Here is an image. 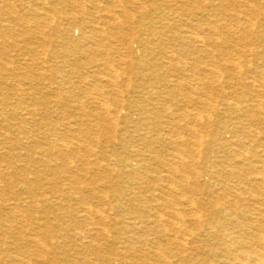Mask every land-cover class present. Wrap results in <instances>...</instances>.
<instances>
[{
	"label": "bare ground",
	"instance_id": "obj_1",
	"mask_svg": "<svg viewBox=\"0 0 264 264\" xmlns=\"http://www.w3.org/2000/svg\"><path fill=\"white\" fill-rule=\"evenodd\" d=\"M62 1L64 2V0ZM9 3H11L10 0H0V53L4 51L7 53L5 48L7 46H18L15 42L9 41L8 38L9 34L11 35V33L16 32L20 28L17 23L18 19L16 18V12L9 7ZM120 3L121 0H91L90 6L88 5V7L91 9L94 8V10L100 14H107L110 20H116L119 18V15L114 8ZM67 4L71 10L88 9H86L82 3H76L74 0L67 2ZM4 8H8L10 11H8V15H11V17L8 19L5 17L7 16V12H4ZM257 11H260V9L258 10L257 8L256 12ZM57 12L58 10L56 8L53 9V6L50 9H44L42 13L36 14L35 21L39 23V20H43L44 24L45 20V22L47 21L49 24H53V26L56 27V31L61 33L62 29H60L59 23L57 22ZM75 12L76 11H73V13ZM121 13L125 14L127 12L122 11ZM12 17L14 19H12ZM239 17L240 16L237 15V18ZM110 20L89 22L86 23L85 26L83 25V19L79 18L78 14H73L70 18L64 19V21H67L66 23L72 25H83V32L86 33L89 31V36H83V38L87 39L89 42L96 40V38L107 41L102 50L106 55H112L117 51V48L115 49L112 47L114 39L106 35V31L108 27H110ZM194 22H196V20ZM252 23V17L251 21L249 19L246 23H240V21H238V25L243 27L242 29L245 30V34L247 35H252ZM113 27V29L111 28L112 30L115 29V26ZM37 29H39V26H37ZM85 29H87L86 32ZM211 29L216 30L214 26L211 27ZM139 32L140 31H138V33ZM42 34L44 35V32ZM45 36L46 35L40 40H46L47 37ZM253 36L255 37V35ZM250 38L251 37L247 38V40ZM187 39L194 42L196 38L188 37ZM26 43L29 45V42ZM213 43L214 42H212V44ZM41 46L43 47V43ZM246 52L250 53L251 56H255V59L264 62V47L239 48L233 50L231 54L237 58L234 57L236 62L233 63L234 69L232 71H227V65H224L225 67H221V65L217 66L214 63L210 65L209 73L206 77V79L209 77L207 80H209L211 84V90L208 96L204 93L203 95L197 93L199 88H202L206 81V79L201 77L198 69L196 73L191 75V78H188L189 80L174 78L175 80H172L171 84L169 82V84L163 85V89L160 91L157 86L148 83L137 85L132 89L134 91L131 95H135L134 98H143L144 102L148 99L147 103L149 104L155 102L151 97L154 94H150V92L153 91L156 92V95L160 94L161 96L164 94V96L174 97L175 95L172 96V94L184 92H186L187 95L193 92L196 96L192 98L190 102V104L193 103V109L190 107V110L186 109V113L181 114L172 112L169 120L170 123H168L172 131L161 135V137L158 134L157 136L149 137L144 128L139 129L135 126V130L131 133L132 137L136 139L135 143H137V145L133 146L132 151L131 149L129 150L130 156H127L128 158H125V160L115 152L117 148L114 150V148H108L110 146H102V144L105 143L100 142L101 136H99V132L93 131V129L95 130V128L102 125L103 127L110 126L111 131H113L115 135L116 133H126L123 126L128 122L131 123L133 115L131 110L135 107V104L134 102L126 104L123 101L111 102L112 92L110 91L108 93L104 88L98 87V85H91L90 87L92 88V93L94 92L95 95L94 100H97L95 104L103 108V115H101V113L95 115L88 112V120L86 119V122L93 123V125H90V129L87 124L83 125L84 128L79 124H68V136L56 130H53L54 132L44 133V142L46 143H44V147L38 138L28 135L31 129L27 130V126L30 122L36 121L37 119L35 120V118L43 114L45 115L46 113L40 112L36 107H31L34 105H28L18 110L14 109L10 114L6 113V120L10 119L8 118L10 116H17L20 118H17L14 124L8 126L10 129H4L2 132L0 145H5V147H3L5 155L8 153L9 147H19V150L23 147L28 154H33L34 150L31 149V145L34 144L36 148H38V151L34 152L38 157L37 160L39 161L40 167L52 176H58L57 171H61L68 173L69 177L62 178L64 181L62 187L57 186L54 188L51 184V180L50 184H46V182L43 183L45 179L37 173V175L34 176L33 183L35 189L40 188L39 191L42 190L39 194L36 192L33 193L31 187L24 186L22 189L27 193L16 194L12 192L13 198H7V200L0 199V204L8 211L6 215H1L0 213V220L10 224V226L5 228H3V226L0 228V232L10 235L11 239L15 238V240L11 242L6 240L0 242V245L5 248L1 251L5 254L0 259L10 264H52L51 261H48V258H50L49 255L55 253L53 252V250L55 251V248H53L54 245L57 249L63 250V252L67 254L69 250L66 249V242L54 244L51 242V232L49 230H40L39 227L42 224L40 219L37 218L36 220V224L38 225L36 228L38 229L30 230L26 233L18 226L19 218L25 214L26 210L30 211L34 204L42 205L44 202L50 201L55 206H59L61 201L65 198L75 199V194H81L82 197L86 195L84 193L86 188L80 187L82 183H78L73 175L75 174L77 176L79 173L78 171H82L74 161V158L79 159V157H84L86 154L97 155L99 153L103 154L104 166L101 165L95 169L94 167L88 168V171H90L89 175L92 174V176H94V173L98 171H100V173L113 171L116 169L117 165L119 166L121 164L123 169L119 170L117 174H122L129 179L127 183L128 190L126 189L127 191L125 192L118 186L113 196L104 195L101 197L102 199L99 198L100 202L108 200L112 203L110 213L108 210L99 211L90 206H86L79 211L78 214L83 220H96L99 222V227L89 228L88 231H82L78 227L76 229H61L63 233L59 239H73V242L76 243L75 246H73L75 252L92 253L96 256V262H91L86 259L84 264H264V72H252L250 76L243 72L242 64L240 65L242 59L245 58L244 64L247 65L253 64L254 62V59H251L250 55L249 57L245 56ZM0 57L2 58L1 55ZM166 60L164 65H171L175 62L176 58L174 55H171L168 56ZM130 61H128V65ZM15 63L16 61H11L9 65H7V63V66H3L5 69L4 74L0 76L3 81H6V84L9 78L18 77L17 75L15 76V72L19 70ZM25 63L24 65L28 66L35 65L36 63L38 65L40 64L37 60L31 59H28ZM41 63H44V61ZM112 63L113 62L110 60L105 61L104 68L106 72L104 75L110 79L109 83L111 85L118 87L119 85H117L116 82L121 79V76L117 71H112ZM174 65L175 63L173 66ZM249 66L251 65H248V67ZM93 73L92 77L94 81H96V77L98 76L97 72L95 71ZM225 74H228V77H226ZM122 77H124V75H122ZM85 80L83 81L86 82ZM232 81L233 83H231ZM20 84L21 83H17V85L15 84L13 87H16L17 90L21 89L24 91L25 89L20 88L22 87ZM159 85L161 86L162 84ZM215 86L223 91L225 89H232L234 91L237 88L243 87V89L248 91V95H244L243 97H238L236 95L233 97L221 96L219 98L218 90ZM38 88H34V92L35 89ZM42 88L45 87H41V90ZM80 89H82L81 85ZM202 89L206 88L204 87ZM28 90L24 92H26V95L31 99L33 95L31 92L33 90ZM117 91L121 93L120 89ZM198 94L199 96L197 97ZM1 99H3V97H1ZM77 110L85 113V108L83 106H77ZM150 110L151 109L138 110L139 113L141 111V113L138 114L140 117L138 120L142 123L141 127H146V125H148L145 122H148L149 118L147 114ZM253 116L258 117L257 120H255ZM242 118H245V122L241 123ZM229 126L231 127V131ZM13 131L19 132L22 138H14L11 133ZM227 134L231 136L228 138ZM113 138L114 137H109L110 140ZM27 142L28 144H24ZM93 142H97V145H93ZM7 143L9 147L6 146ZM153 145L162 146L163 149L157 151L155 150L156 148H152ZM108 149L111 151H107ZM161 152L165 154L164 157ZM202 152L207 154L206 164L204 167L198 168V161L199 159L201 160V155H203ZM143 153L148 154L149 158H140ZM15 154L16 152L14 155ZM58 160H62L60 167L58 166ZM152 160H156V162L160 164L159 166L163 168V172L166 174L164 177H159V179L146 177V171H148L147 165ZM98 164L99 163H96L94 166H98ZM23 166H25V164ZM2 176V171H0V178H2ZM138 180H143L142 182L147 181V184H152L157 180H165V185L162 184V186H158L157 188H154L152 185L153 189L146 187H139L138 189L137 185L139 184L135 183ZM0 184H3L2 180H0ZM105 188L107 187L105 186ZM10 192L11 191H9V193ZM53 192H56V196L52 197L51 194ZM24 194L27 195V197H23ZM37 197H41L43 200ZM124 212L128 214L125 216L119 214ZM14 222L17 223V226L11 225V223ZM19 231H21V233ZM101 240H104V243H101ZM79 259L80 258H75L74 261L77 263Z\"/></svg>",
	"mask_w": 264,
	"mask_h": 264
},
{
	"label": "rangeland",
	"instance_id": "obj_2",
	"mask_svg": "<svg viewBox=\"0 0 264 264\" xmlns=\"http://www.w3.org/2000/svg\"><path fill=\"white\" fill-rule=\"evenodd\" d=\"M10 1L11 3H9V7L14 9V11L16 12L17 15L16 18L18 19L17 23L19 24L20 28L16 32L11 33V35L9 34L8 38L9 41L15 42L18 46H11V45L7 46L5 47L7 53H5V51L0 53V55L2 56V58L0 57V62H1L0 75L4 74L5 69L3 66L9 65L11 61L14 62L16 61L15 65L18 66L17 68L19 70L15 72L16 73L15 76L17 75L18 77L9 78L7 84L5 83L6 81H3L0 76V80H1L0 140L2 139L1 135L3 130L7 128L10 129L8 126L14 124L16 119L20 118L17 116H13V117L10 116L8 118L13 120L10 119L6 120L7 119L6 113L10 114L13 112L14 109L18 110L28 105H34L31 107H36L40 112L46 113L45 115L43 114L38 116L39 118L38 117L35 118V120L36 119L37 120L34 122H30L28 125L29 127L27 126V130L31 129L28 135L38 138L43 147L45 143L44 133L54 132L56 130L68 136L69 135L68 133L69 129H67L69 128L68 124L71 125L79 124L80 126L87 124L89 125L88 128L90 129L91 127L90 125H93V123L86 122V119L88 120L87 113L91 112L92 114L95 115L101 113V115H103L102 114L103 108L95 104L97 100H94L95 95L94 92L92 93L91 91L92 88L90 87L91 85L92 86L98 85V87L104 88L106 92L108 93L110 91L112 92L111 94L112 96L110 99L111 102L123 101L126 104L130 102L132 103L134 102L135 104V107H133L131 110L133 114L131 123L128 122L125 126H123L126 133H116L115 135V133L111 131L110 126L103 127L102 125L99 126L98 128H95V130L93 129V131L99 132V136H101L100 142L105 143V144L101 143L102 146L104 147L110 146L108 148H112V149L114 148V150L117 148L115 152L119 154V156L123 160H125V158H128L130 156L129 150L131 149L132 151L133 146L137 145V143H135L136 139L132 137V133H131L132 131L135 130L134 129L135 126L138 127L139 129L144 128L148 133L149 137L157 136V134L161 137V135L167 134L169 131L170 132L172 131L171 127H169L170 125L168 124L170 123L169 120L172 112L175 114L186 113L187 110H190V107L192 108L193 103L190 104V102L192 98L196 96V94H194L193 92H191L188 95L186 92H184L185 94L175 93L172 94V96L175 95L174 97L167 95L164 96V94L161 96L160 94L156 95L155 94L156 92L153 91L150 92V94L151 95L154 94V95L153 96L150 95V96L153 98L152 100H154L155 102L149 104L147 103L148 99L145 100L144 102L143 98H137V97L134 98L135 95L134 96L131 95V93L134 91L132 89H134L137 85L148 83L157 86L160 91L163 89V85L167 83L169 84V82L171 84L172 80H175L176 78L189 80L188 78L189 77L191 78V75L196 73L197 69L200 71L201 77L203 79H206L207 74L209 73L210 65H212L213 63L216 64L217 66L221 65V67L227 65L226 66L227 71L229 70L232 71L234 69L233 63L236 62L235 58H237L236 56H233L231 54L233 50L239 48L244 49L250 47L252 48L264 47V0H139V1L121 0V3L117 4L118 6L114 8V10L117 11L119 15V18L116 20H110L107 14H100L96 10H94V8L91 9L90 7H88L91 0H74L76 3H82L86 9L88 8L87 10L80 9L81 11L71 10L67 2L73 0H64V2L62 0H10ZM52 6L53 9L56 8L58 10L57 22L59 23L60 29H62L61 33L56 31V27L53 26V24H49V22L47 21L45 22V20H44V24H43V20L42 21L39 20L40 24L35 21L36 14L42 13L44 9L45 10L47 8L50 9L52 8ZM257 8L258 10L260 9V11L256 12ZM8 11H9L8 8H4V12H7L6 13L7 16H5L7 19L11 17V15H8V13L10 12ZM73 11L76 12L73 13ZM122 11H126L127 13L122 14L121 13ZM73 14H78L79 18L83 19V25L85 26L86 23L89 22H97V21L100 22L101 20L103 21L110 20L111 21L109 25L110 27H108L106 31V35L107 37H111L114 39V43L112 42L113 44L112 47H114L115 49L117 48V51L112 55H106L102 52V50H103V46L106 45L107 41L105 40L103 41L100 38H96V40H92L91 42H89L87 39H84L83 36H89L88 33L89 31L85 29V32L86 31L87 32L84 33L82 28L83 25L81 26L75 24L72 25L70 23H66L67 21H64L65 18H70L71 16H73ZM237 15L240 17L237 18ZM251 17L253 22L252 23L253 26L251 29L252 35H247L245 34V30L242 29L243 27L238 25V21H240V23H246V21L249 19L251 21ZM12 19L14 18L12 17ZM195 20L196 22H194ZM37 26H39V29H37ZM113 26H115L114 30H112L114 28ZM213 26L216 28V30L211 29V27ZM42 31L44 32V35H46L45 37H47L46 40H40L42 39V37H44ZM138 31L140 32L138 33ZM253 35H255V37ZM187 36L196 39L194 42H192V40L187 39L188 38ZM249 37L251 38L247 40V38ZM25 40H29V41H25ZM26 42H29V45ZM212 42L214 43L212 44ZM42 43H43V47L41 46ZM170 53L171 55H174L176 58L175 62H173V64L175 63L176 66L175 65L173 66V64L164 65L165 64L164 62L167 61L166 58L168 56H171ZM40 55H42L43 57ZM249 55L250 53L248 52L245 53V56L249 57ZM252 58L254 59L253 60L254 62L253 64L252 63L248 64L251 65L249 67L247 64H244L245 58L242 59L240 62V65L242 64L241 66L243 72L248 76H250L252 72L255 73L259 71L264 72V62L255 59L256 58L255 56H251V59ZM28 59L37 60V62H40V64L38 65L36 63L35 65H30V66L24 65V63L27 62ZM107 60L113 62L111 68L112 71H117L121 76V79L116 82V84L119 85L118 87L111 85L109 83L110 79L106 77V75H104L106 72L104 68L105 61ZM127 60L128 61L131 60L129 62V65ZM42 61H44V63H41ZM230 66H232L233 68ZM95 71L97 72L98 75L96 77L97 82L94 81L92 77L94 74L93 72ZM122 75H124V77H122ZM225 76L228 77V74H225ZM83 78H85L86 80ZM207 79L205 81L204 86L202 87V88L205 87L206 89H202L200 87L201 89L199 88V91L197 92L200 95H203V93L206 94L207 96L209 95V92L211 90L210 87L211 84ZM83 80L88 82L86 83ZM17 83H21L20 85L22 87L20 88H23L25 90L29 89L30 91L33 90L31 92L33 93L31 99L30 97H28V95H26V92H24L25 90L24 91H22L21 89L17 90L16 87H13L15 84L17 85ZM231 83H233V81ZM159 84L162 85L160 86ZM80 85L82 86L83 90L80 89ZM32 86L34 88H38V87L39 88L35 89L34 92V88ZM217 86L215 87L218 90L219 98L221 96L233 97L236 95L238 97H243L244 95L245 96L248 95V91L243 89V87L237 88L234 91L232 89H225L223 91L222 89H219ZM41 87H45V88H42L41 90ZM118 89H120L122 94L117 91ZM49 90H51L52 92ZM16 91L17 93L19 92L21 94L19 93L17 94ZM199 94L197 95V97L199 96ZM1 97H3V99H1ZM77 106H83L85 108V113L78 111ZM140 109H147V110L151 109L147 114L149 119L148 122L147 121L145 122L146 124H148L146 125V127H141L142 123L138 120L140 118L138 114L141 113V111L139 113L138 110ZM253 117L255 120H257L258 118L256 116ZM241 120H242L241 123L245 122V118H242ZM82 128H84V126ZM229 129L231 131L230 126ZM11 133L13 134L14 138H22V135L17 131H13ZM227 136L229 138L231 135L227 134ZM109 137H114V138L110 140ZM24 144H28V142ZM94 144L96 146L97 142H93V145ZM6 146H8V143L6 144ZM3 147H5V145L4 146L0 145V171H2L3 174L2 178H0V180L3 181V184H0V195H1L0 199L2 198V200H7V198L8 199L13 198L12 192H15L16 194L25 193L26 191L22 189L24 186L31 187L33 193L36 192L37 194H39L42 190L39 191L40 188L35 189L33 183L34 176H36L37 173L38 175L42 176V178L45 179L43 183L46 182V184H50V180H51V184L54 188H56L57 186L62 187L64 183L62 178L69 177L68 173L66 172L64 173L61 171H57L58 176L56 177L52 176L48 174L42 167H40L39 161L37 160L38 157L35 154V152L38 151L37 150L38 148H36L34 144L31 145V149L35 151V152L33 151V154L32 153L28 154L23 147L20 148L19 150V147L10 148L8 146L9 151L5 155L4 153L5 151H3ZM152 148L153 149L156 148L155 150L157 151L159 149L161 150L163 149L162 146H158V145H153ZM14 151L16 152L15 155H14L15 153ZM107 151H111V150L108 149ZM204 152H202L203 155H201V160L199 159L198 161V168H202L206 164L207 154ZM161 154L163 155V157L165 156L163 152H161ZM103 158H104L103 154H99V153L97 155L86 154V156L79 157V159L74 158V161L82 171H78L79 173L77 172L78 173L77 176L75 174L73 175L75 176L78 183L80 184L82 183L80 187L86 188L84 192L86 195H84L83 193L84 196L82 197L81 194H75L76 195L74 196L75 199L65 198L61 201V204L59 206H55L50 201L44 202L42 205L34 204V206L31 207L30 211L26 210L25 214L24 215L22 214L23 216L19 218L18 226L19 228H22L23 232L28 233L30 230H37L38 228H36V226L38 225L36 224L37 222L36 220L38 218L42 222L41 226L39 227L40 230L41 231L49 230L51 232L52 243L56 244L60 242H66V249L69 250L67 254L63 252V250L57 249L55 245L53 246V248H55V251L53 250V252L55 253L49 255L50 258H48V261H51L52 264H84L86 262L85 261L86 259L91 262H96V256L93 255L92 253L75 252L73 250V246H75L76 243L73 242V239L67 237L68 239L63 238L60 240L59 237L62 236L61 235L63 233V231L61 230L62 228L76 229L78 227L82 231H86V230L88 231L89 228L99 227L100 226L99 222L96 220L95 221L83 220L78 214L79 211L86 206H90L99 211L108 210V212L110 213L111 212L110 210L112 209V203H110V201L108 200L107 201L103 200L102 202H100L99 200L102 199L101 197H103L104 195L113 196L118 186L121 187V190L125 192L128 190L127 183L129 179L122 174H117L119 170L123 169L121 164L119 166L117 165L116 169L113 171H105L104 173H100V171H98L97 173H94L95 174L94 176H92V174L89 175L90 171H88V168L94 167L95 169L103 165L104 163ZM140 158L147 159L149 158V155L143 153L142 157ZM61 163L62 160H58L59 167ZM96 163H99L98 166H94V164ZM24 164L25 166H23ZM159 165L160 164L157 163L156 160H152L151 162H149L147 165L148 171H146V175H147L146 177L148 178L152 177L158 179L159 177L160 178L164 177L166 174L165 172H163L164 171L163 168H161ZM142 181L143 180H138L135 182L139 184L137 185L138 189L139 187H144V188L146 187L149 189H153V187L157 188L158 186H162V184L165 185V180L164 181L157 180L152 184L151 183L147 184V181L144 182ZM105 186L107 188H105ZM9 191L11 192L9 193ZM55 193L56 192H53L51 196L52 197L56 196ZM23 197H27V195L24 194ZM37 198L39 199L41 197H37ZM41 200L43 199L41 198ZM0 213L1 215L8 214L6 208H4L3 205L1 204H0ZM119 214L125 216L128 213L124 212ZM11 225L17 226V223L14 222L11 223ZM7 226H10V224L0 220V228L2 227L5 228ZM19 232L21 233V231ZM4 240L11 242L14 241L15 238L11 239L10 235L0 232V242ZM101 243H104V240H101ZM0 246H1L0 258H1L5 254L2 253L1 251L4 250L5 248H3L2 245ZM75 258L77 259L80 258L79 260H77L78 261L77 263L76 261H74ZM0 264H10V263L0 259Z\"/></svg>",
	"mask_w": 264,
	"mask_h": 264
}]
</instances>
